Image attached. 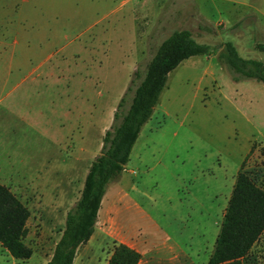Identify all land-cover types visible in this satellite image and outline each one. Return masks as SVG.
Wrapping results in <instances>:
<instances>
[{
  "label": "rangeland",
  "instance_id": "374dc122",
  "mask_svg": "<svg viewBox=\"0 0 264 264\" xmlns=\"http://www.w3.org/2000/svg\"><path fill=\"white\" fill-rule=\"evenodd\" d=\"M256 7L264 11V0H0V183L30 211L24 242L32 249L21 260L0 245V264H46L83 186L81 174L32 175L23 166L74 151L64 147L70 139L87 146L90 162L134 71L182 30L215 53L168 74L72 264H106L118 243L142 251L143 240L165 236L163 248L176 243L207 264L237 174L264 188V86L235 81L218 58L229 42L264 64L255 18L233 24L241 13L258 15ZM242 264H264V232Z\"/></svg>",
  "mask_w": 264,
  "mask_h": 264
},
{
  "label": "trees",
  "instance_id": "16d2710c",
  "mask_svg": "<svg viewBox=\"0 0 264 264\" xmlns=\"http://www.w3.org/2000/svg\"><path fill=\"white\" fill-rule=\"evenodd\" d=\"M255 48L264 54V44ZM212 53H215L212 48L197 43L188 31L182 30L160 42L143 73L134 71L115 108L112 124L104 132L100 151L88 167L80 195L66 213L61 236L46 264H72L79 246L92 236L107 187L124 171L141 128L151 117L166 86L168 74L185 59ZM218 58L234 73L235 81L254 79L264 86V64L240 57L232 43L225 44V52L219 53ZM29 216L28 207L0 183V245L14 259L26 260L32 255V249L24 242ZM263 232L264 188L241 170L207 264H242ZM139 259L138 251L118 243L106 264H138Z\"/></svg>",
  "mask_w": 264,
  "mask_h": 264
},
{
  "label": "crops",
  "instance_id": "0c3cea01",
  "mask_svg": "<svg viewBox=\"0 0 264 264\" xmlns=\"http://www.w3.org/2000/svg\"><path fill=\"white\" fill-rule=\"evenodd\" d=\"M258 15L252 11L241 13L237 15V19L235 23L242 22L243 20H248L251 16L255 18L251 24V28L255 33H264V11H261L258 7H256ZM231 24V26L233 25ZM86 121V120H85ZM104 134H102L103 137ZM82 139V136L80 137ZM55 142V141H54ZM56 144L60 146L61 142L56 141ZM65 148H73L66 149V155L60 156L59 154H55L54 156H37L36 158H32V162L23 166V168L31 164L33 172L32 175H39L40 171L46 170L47 168L53 171L55 174H58L62 178L71 177L73 175H82L85 178L88 167L91 161H88V149L87 146H83L81 143L78 145H71L72 139L68 141V143H64ZM102 141L100 143L101 147ZM75 146V147H74ZM61 147V146H60ZM30 160V161H31ZM102 203V202H101ZM101 207V206H100ZM100 209L98 211L99 216ZM97 216V219H98ZM97 223V222H96ZM168 238V241L171 239L168 236L163 237L159 243L154 245H147L146 240H143V250L140 251L135 244H130L129 242H123V244L128 245L129 247L135 249L140 253V259L138 264H196V262L190 256V253L178 247V244L173 243V247L163 248L164 243L167 241L165 238ZM80 247V246H79Z\"/></svg>",
  "mask_w": 264,
  "mask_h": 264
}]
</instances>
